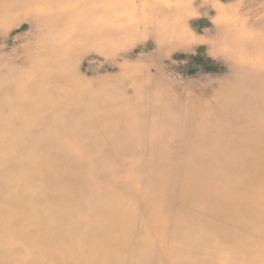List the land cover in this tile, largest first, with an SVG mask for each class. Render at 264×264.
Masks as SVG:
<instances>
[{"label": "rangeland", "instance_id": "rangeland-1", "mask_svg": "<svg viewBox=\"0 0 264 264\" xmlns=\"http://www.w3.org/2000/svg\"><path fill=\"white\" fill-rule=\"evenodd\" d=\"M0 264H264V0H0Z\"/></svg>", "mask_w": 264, "mask_h": 264}]
</instances>
